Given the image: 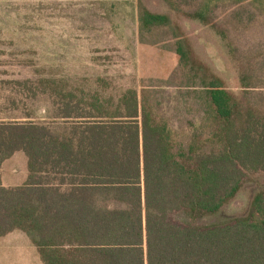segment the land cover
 <instances>
[{"label": "trees", "instance_id": "16d2710c", "mask_svg": "<svg viewBox=\"0 0 264 264\" xmlns=\"http://www.w3.org/2000/svg\"><path fill=\"white\" fill-rule=\"evenodd\" d=\"M166 1L213 29L238 68L237 95L168 14L137 0L141 38L166 27L176 39L201 113L190 132L172 127L148 89L113 96L101 78L10 81L25 98L44 96L49 105L42 116L0 110V169L21 151L28 170L22 185L0 181V238L23 231L43 264H264V190L253 194L246 216L226 224L199 228L170 218L180 209L217 213L247 172L264 171V55L260 62L242 54L213 14L227 2L264 20V0ZM187 4L193 9L182 11Z\"/></svg>", "mask_w": 264, "mask_h": 264}, {"label": "rangeland", "instance_id": "374dc122", "mask_svg": "<svg viewBox=\"0 0 264 264\" xmlns=\"http://www.w3.org/2000/svg\"><path fill=\"white\" fill-rule=\"evenodd\" d=\"M141 2L152 12L168 14L187 36L197 57L230 91L241 94L238 68L213 29L172 9L166 0ZM180 7L182 11L193 9L188 4ZM213 14L219 26L229 30L230 39L242 54L262 61L264 20L256 10L219 2ZM175 40L166 27L141 38L137 0H0V110L7 109L1 116L21 117L28 110L42 116L49 105L44 96L25 98L19 94L20 87L10 81L53 75L94 84L101 78L109 83L107 92L113 96L128 88L140 94L148 89L161 102L172 127L188 133L198 125L201 113L192 98L194 88L188 84V70L179 62ZM35 69L43 74L37 75ZM11 99L17 108L11 106ZM26 163L23 152L14 153L0 171L1 179L21 181L27 175ZM263 190L264 171L247 172L236 196L217 213L180 209L170 218L199 228L226 224L246 216L253 194ZM14 243L25 246L23 236H16ZM10 263L9 257L3 264Z\"/></svg>", "mask_w": 264, "mask_h": 264}, {"label": "crops", "instance_id": "0c3cea01", "mask_svg": "<svg viewBox=\"0 0 264 264\" xmlns=\"http://www.w3.org/2000/svg\"><path fill=\"white\" fill-rule=\"evenodd\" d=\"M8 159L6 161H8ZM6 161L3 163L2 168L6 163ZM2 168L0 169V171L2 170ZM26 169H27V163H26ZM27 176H28V170H27V175L23 177L21 181L17 180V181L9 182L10 179L3 178L2 180L1 176H0V181L2 185L5 187H14V186L22 185L25 182ZM18 235L23 236L25 243L24 247H20L19 245L14 243V238ZM9 257L11 260L10 264H43V262L40 259L36 246L30 241L28 236L23 231L18 229L13 230L7 233L2 238H0V264H3L5 260L8 261Z\"/></svg>", "mask_w": 264, "mask_h": 264}]
</instances>
